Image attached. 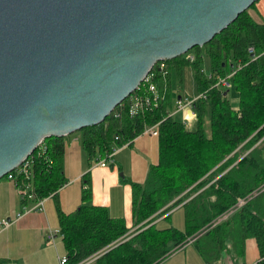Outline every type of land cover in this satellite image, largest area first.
<instances>
[{
  "label": "trees",
  "instance_id": "obj_1",
  "mask_svg": "<svg viewBox=\"0 0 264 264\" xmlns=\"http://www.w3.org/2000/svg\"><path fill=\"white\" fill-rule=\"evenodd\" d=\"M256 1L208 42L185 52H191L193 60L185 58V53L164 59L166 72L159 69L161 60L153 64L150 71L155 72L153 80L160 91L158 105L131 114L132 97L140 91L136 88L102 121L79 129L91 162L114 144H130L146 126L158 122V158L150 164L146 180L140 183L124 177L132 188L137 224L130 236L125 238L129 227L122 216L110 215L104 205L87 203V187L82 189L81 203L75 210L61 209L56 195L67 181L63 157L70 133L44 137L43 148L38 146L32 152L30 179L38 198L50 193L55 197L66 264H75L107 245L88 264H156L189 239L205 256L218 257L229 237L235 253L243 254L248 236L256 239L258 261L264 264V190L248 197L264 182V20L257 21L249 12ZM249 45H253L254 54L248 51ZM203 53L210 59L209 75L201 68ZM185 65L193 67L197 92L204 93L191 105L196 117L193 130L170 113L178 100L173 79L181 82ZM232 69L231 85L238 93L236 107L230 102L227 87L212 86L217 76ZM207 105L209 134L203 127ZM240 151L245 153L240 156ZM239 198L245 202L236 207ZM179 203L184 209L183 229L152 223L157 214ZM165 218L169 219V214Z\"/></svg>",
  "mask_w": 264,
  "mask_h": 264
},
{
  "label": "water",
  "instance_id": "obj_2",
  "mask_svg": "<svg viewBox=\"0 0 264 264\" xmlns=\"http://www.w3.org/2000/svg\"><path fill=\"white\" fill-rule=\"evenodd\" d=\"M256 0H0V178L47 136L102 121L159 60Z\"/></svg>",
  "mask_w": 264,
  "mask_h": 264
},
{
  "label": "crops",
  "instance_id": "obj_3",
  "mask_svg": "<svg viewBox=\"0 0 264 264\" xmlns=\"http://www.w3.org/2000/svg\"><path fill=\"white\" fill-rule=\"evenodd\" d=\"M261 1L263 0H257L253 6L257 11L262 6ZM184 56L188 58L187 53ZM183 69L182 72H184ZM174 91L178 94V100L190 97V95L183 96L175 89ZM176 113H182L184 120L195 117L192 107L189 106L179 110L175 109L174 114ZM75 132L68 135L64 151L63 174L67 181L58 188L56 195L61 209L64 212H71L78 207L81 203L82 184L85 182L87 189L90 190L87 203L104 205L110 215L122 216L129 230L136 227L132 212V188L124 177L140 183L146 180L150 164L155 163L158 158L157 136L144 132L138 134L130 144H124L116 151L112 164L100 166L94 164L93 160L91 162L87 160L81 142L82 133L78 136ZM244 153L240 151V156ZM19 210H21V203L17 187L10 179L0 178L1 264H60L59 251L62 250L63 244L60 234H55L52 239L46 237L47 231L58 228L55 197H46L43 201V209L30 210L16 219V213ZM166 214H169V219L165 218ZM3 218L10 220V224L3 226L1 223ZM152 223L160 228L173 225L183 229L182 203L175 205L166 213L157 214ZM252 237H246L243 254L235 253L233 241L227 237L225 248L218 257L216 255L205 256L193 239H189L156 264L256 263L260 254L256 239Z\"/></svg>",
  "mask_w": 264,
  "mask_h": 264
},
{
  "label": "built area",
  "instance_id": "obj_4",
  "mask_svg": "<svg viewBox=\"0 0 264 264\" xmlns=\"http://www.w3.org/2000/svg\"><path fill=\"white\" fill-rule=\"evenodd\" d=\"M248 51L251 54H254L253 45L248 46ZM187 57L189 58L190 61L194 59V55L192 53H187ZM164 68H165V63L163 60H161L159 62V69H161L163 72H166V70ZM234 72H235V69H232L230 72H228L224 76H217V79L212 84V86L229 87L231 85L230 78ZM154 75H155L154 71H149L148 74L145 76V78L140 82L141 85L139 84L137 86V88H140V91L134 93V95L132 97L133 101L129 106V112L131 114H134L138 111L150 109L153 106L158 105L159 100H160V91L157 87L156 82L153 80ZM203 95H204L203 92H197V94H195L194 96L185 97L182 99L180 98L179 100L176 101V103H177L176 109L179 110L181 108H184L185 106L191 107L193 101L195 99H197L198 97H201ZM186 117H187V115H186ZM157 126H158V122L154 123L152 125L146 126L144 128L143 132L153 134V135H157ZM124 144H128V142H125L121 145L114 144L110 151H108L104 156H101L98 159H94L93 163L98 164L100 166H106V165L112 164L114 162V154ZM38 146H41L43 148L42 140L37 145V147ZM30 155L28 157H26L24 159V161L21 162L17 167H15L13 170L9 171L6 174V178L10 179L15 184V186L17 187L21 207L23 208L16 213V217H15L16 219L20 218L24 213H27L30 210H33V209L41 210V209H43L44 199L48 196H52V193H50L49 195H47L45 197H41V198L40 197L38 198L36 196L33 182L30 179V167H31V162H32V158L30 157ZM82 185H83V188L87 187V184L85 182H83ZM262 190H264V182H262V184L259 187H257L253 191V193L250 194L248 197H250L253 194H256L257 192H260ZM29 201H32L33 204H31V206L28 207L27 203ZM244 202H245V198H239L238 202L236 203V207L242 205ZM10 222L11 221L8 219H5V218L1 219V223L3 226L9 225ZM135 228L136 227H133L132 229H130L127 233V236H125V238L130 236L134 232ZM57 233L59 234L58 228L55 230H49L46 233V237L49 239L50 238L52 239L53 236ZM109 246L110 245H107V246L91 253L90 255H88L87 257L83 258L82 260L78 261L75 264H88V263L94 261ZM66 261H67L66 254L61 255L60 259H59L60 264H66ZM258 263H259V261L256 262L255 264H258Z\"/></svg>",
  "mask_w": 264,
  "mask_h": 264
},
{
  "label": "rangeland",
  "instance_id": "obj_5",
  "mask_svg": "<svg viewBox=\"0 0 264 264\" xmlns=\"http://www.w3.org/2000/svg\"><path fill=\"white\" fill-rule=\"evenodd\" d=\"M261 3H262V6L259 8L258 11L255 9V7L254 8L252 7V8L249 9L250 13L253 15V17L256 20H259V21H262L264 19V0L261 1ZM201 68L203 69V71L207 75H209L210 59L206 55V53H203V58H202V61H201ZM183 71L184 72L182 74L181 82H179V79L177 77H174V79H173L174 89L177 90L179 93H181L183 96H185V95L193 96V95L197 94L196 81H195V78H194V69H193V67L191 65H187V66L184 67ZM226 89H227L228 97L230 99L231 104L234 107H236L237 104H238L237 91L235 90L233 85H230ZM175 109H176V106L173 105L172 108L170 109V113H172L174 115V117L185 121L187 128L192 129V130L195 129V127H196V117L193 116L189 120H184L183 117H182V113L174 114ZM203 127H204L205 132L207 134H209L210 133V108H209V105L206 106V110H205V113L203 115ZM75 133L78 136H81L82 132L78 130ZM2 178H5V176L2 177ZM31 204H33V202L29 201L27 203V206L29 207V206H31ZM21 209H23V208L21 207ZM58 240H60V239H58ZM59 253H60V255H64L65 254V250H64L63 244H62V250H60ZM254 264H255V262H254Z\"/></svg>",
  "mask_w": 264,
  "mask_h": 264
}]
</instances>
